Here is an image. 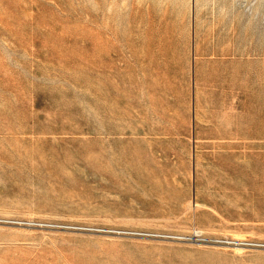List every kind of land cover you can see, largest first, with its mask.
Masks as SVG:
<instances>
[{"label":"rangeland","instance_id":"rangeland-1","mask_svg":"<svg viewBox=\"0 0 264 264\" xmlns=\"http://www.w3.org/2000/svg\"><path fill=\"white\" fill-rule=\"evenodd\" d=\"M145 20L264 61V0H0V264H264V149H199L187 189L130 185L112 55Z\"/></svg>","mask_w":264,"mask_h":264},{"label":"crops","instance_id":"crops-1","mask_svg":"<svg viewBox=\"0 0 264 264\" xmlns=\"http://www.w3.org/2000/svg\"><path fill=\"white\" fill-rule=\"evenodd\" d=\"M143 24L112 55L111 134L126 153L130 185L154 194L163 186L187 189L198 178L199 149H264V61H238L226 50L215 56L192 23L181 34ZM94 95L97 139V86Z\"/></svg>","mask_w":264,"mask_h":264}]
</instances>
